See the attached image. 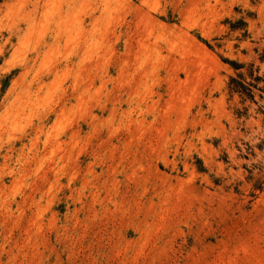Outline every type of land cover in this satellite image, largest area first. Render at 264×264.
Segmentation results:
<instances>
[{
	"label": "rangeland",
	"instance_id": "rangeland-1",
	"mask_svg": "<svg viewBox=\"0 0 264 264\" xmlns=\"http://www.w3.org/2000/svg\"><path fill=\"white\" fill-rule=\"evenodd\" d=\"M0 264H264V0H0Z\"/></svg>",
	"mask_w": 264,
	"mask_h": 264
},
{
	"label": "bare ground",
	"instance_id": "bare-ground-1",
	"mask_svg": "<svg viewBox=\"0 0 264 264\" xmlns=\"http://www.w3.org/2000/svg\"><path fill=\"white\" fill-rule=\"evenodd\" d=\"M78 109V108H77Z\"/></svg>",
	"mask_w": 264,
	"mask_h": 264
}]
</instances>
